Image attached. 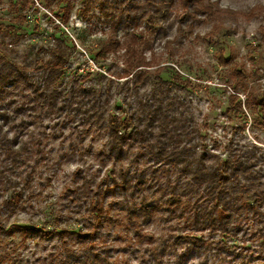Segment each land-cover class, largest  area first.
Here are the masks:
<instances>
[{"label": "rangeland", "instance_id": "obj_1", "mask_svg": "<svg viewBox=\"0 0 264 264\" xmlns=\"http://www.w3.org/2000/svg\"><path fill=\"white\" fill-rule=\"evenodd\" d=\"M200 2L223 17L179 9L132 31L114 0H58L50 8L38 0H0V65L37 76L58 41L69 57L57 89L68 90L74 80L104 88L106 78L125 70V50H135L149 64L141 94L155 90L190 103L200 131L197 152L223 160L230 150L254 145L251 165L264 176V0ZM66 4L72 10L62 24ZM110 40L121 47L111 50ZM160 67L162 86L155 77ZM122 90L112 86L108 100L117 121L127 120L133 102ZM4 92L0 115L33 100L21 88ZM17 112L13 120L0 118L17 135L14 149L28 144L24 163L0 173V264H264V237L248 211L226 225L220 217L209 224L206 213L193 219L185 197L159 191L166 165L141 157L134 145L117 162L104 125L64 120V113L43 112L33 121L35 111L26 106ZM6 164L0 151V168ZM82 186L97 207L77 196Z\"/></svg>", "mask_w": 264, "mask_h": 264}, {"label": "trees", "instance_id": "obj_2", "mask_svg": "<svg viewBox=\"0 0 264 264\" xmlns=\"http://www.w3.org/2000/svg\"><path fill=\"white\" fill-rule=\"evenodd\" d=\"M38 1L43 8H50L58 0ZM114 2L123 4L120 13H124V19L132 23V31L144 21L151 24L164 18L167 13L172 14L179 9L180 11L192 9L195 15L210 18L215 16L217 21L223 17L220 16L223 12L209 7L210 5L204 6L200 0H114ZM63 9V17L60 19L62 24H66L72 8L66 4ZM124 27L126 30L128 26ZM136 38V35H132L131 43L135 42ZM108 45L111 50L121 47L115 40H110ZM111 50H102V53ZM125 55L127 60L125 70L106 78L104 88H93L81 80H74L66 91H60L56 87L68 63L69 53L65 44L57 41L55 48L48 51V58L43 61L42 71L37 76L28 72L24 66L2 63L0 95L8 88H21L32 94L33 100L21 102L12 110H9L10 107L5 109L8 112L4 111L5 114L0 115L1 121L4 122L9 115L10 120H13V115L18 114L17 111L23 112L26 106V109L35 111L31 118L33 121L41 119L43 112L47 115L64 113V120L79 117L83 124L88 126L104 125L112 139L111 152L117 162H123L128 150L134 145L135 149L142 151L141 157L147 156L155 163L166 165L167 170L161 173L165 187L159 188V191L170 197L172 195L185 197L183 205L193 212V219L206 213L205 221L209 224L213 223L214 218L220 217L226 225L231 218L249 213L256 231L264 237V234L259 232H264V176L256 173L251 165V160L255 156L253 153L257 150L255 146L230 150L223 160L219 156L210 155L205 149L197 152L200 131L190 103L176 95H159L155 90L141 94L140 87H145L149 81L147 70L149 64L144 58L137 56L135 50H125ZM163 69L160 67L155 71V77L161 86L164 84L160 78ZM118 80H122V83ZM114 85L118 89H123L125 97L133 98L132 104L129 105L127 120L110 119L108 100L111 98L110 89ZM232 98L236 99V96ZM36 108L39 109V113L36 112ZM240 109L239 104L236 110L241 112ZM3 122L0 124V151L7 164L0 168V173L5 174L24 163L26 160L24 152L28 151L26 149L28 144L23 141L14 149V145L18 144L15 138L17 135L5 128ZM20 123L21 128L29 126L28 120L24 117ZM10 183V181L2 183L3 188L7 189ZM83 188V186L80 188L81 192ZM88 188L87 186V190ZM81 195L84 200L89 199V206H98L97 202H93L87 196L88 194L77 192V196ZM129 198L130 196L128 200ZM6 204H12L11 207L15 205L14 202ZM242 210L248 212L241 213ZM129 213H132L131 210ZM218 228L221 232H226L222 226Z\"/></svg>", "mask_w": 264, "mask_h": 264}]
</instances>
